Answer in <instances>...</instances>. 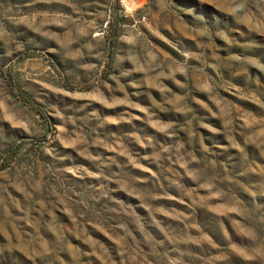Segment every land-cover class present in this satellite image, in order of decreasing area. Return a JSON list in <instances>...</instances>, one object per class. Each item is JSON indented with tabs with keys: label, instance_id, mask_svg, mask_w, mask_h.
Masks as SVG:
<instances>
[{
	"label": "rangeland",
	"instance_id": "obj_1",
	"mask_svg": "<svg viewBox=\"0 0 264 264\" xmlns=\"http://www.w3.org/2000/svg\"><path fill=\"white\" fill-rule=\"evenodd\" d=\"M0 264H264V0H0Z\"/></svg>",
	"mask_w": 264,
	"mask_h": 264
}]
</instances>
